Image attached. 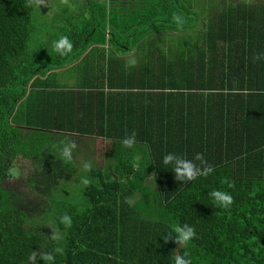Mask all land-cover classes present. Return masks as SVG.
I'll use <instances>...</instances> for the list:
<instances>
[{"label":"trees","instance_id":"obj_1","mask_svg":"<svg viewBox=\"0 0 264 264\" xmlns=\"http://www.w3.org/2000/svg\"><path fill=\"white\" fill-rule=\"evenodd\" d=\"M71 3L53 14L0 0V264H33V251L34 264L44 253L52 264H175L185 253L192 264H264V57L254 59L264 54V0L207 14L198 0ZM61 36L73 44L66 56L53 49ZM99 137L102 151L61 156L64 143ZM169 153H202L215 170L177 181ZM27 162L52 186L62 172L91 181L81 201L45 195L57 239L8 184L7 169ZM212 190L234 203L218 207ZM185 224L197 238L175 244Z\"/></svg>","mask_w":264,"mask_h":264},{"label":"clouds","instance_id":"obj_2","mask_svg":"<svg viewBox=\"0 0 264 264\" xmlns=\"http://www.w3.org/2000/svg\"><path fill=\"white\" fill-rule=\"evenodd\" d=\"M61 3L67 4L68 0H61ZM41 5H47L46 0H27L26 7H40ZM173 20L181 24L183 23V20L179 14L173 13ZM73 44L68 39L67 36H61L58 41L53 42V49L61 56H66L68 53L72 51ZM264 57V54H261L260 56L255 57L254 59H260ZM128 63L131 66H135L136 60L134 58H130ZM136 134L133 132L131 135L126 136L121 143L126 148H132L136 143ZM77 147L76 143L74 141L64 143V146L61 150V156L65 159L70 161L72 159V151ZM194 161H199L200 165L198 166ZM163 163L165 165H173V173L175 174V179L177 181L182 182H188L193 181L197 179V177H207L212 172H214V167L207 163V161L204 158V155L202 153H197L194 157V160H188L186 158L176 156L173 153H169L163 157ZM84 170L90 171L91 170V164L85 163L84 164ZM7 174L10 180H15L20 178V172L16 167H9L7 169ZM82 183L87 186L91 183V181L87 178H82ZM213 201L216 203L218 207L227 209L229 208L233 203L234 199L231 194H229L226 191L222 190H212L208 194ZM61 223H64L66 226L70 227L72 220L71 217L67 214H64L61 218ZM176 235V238L174 239L175 244L179 245H186L190 241H192L194 238H197V233L194 229V227L189 226L187 224L183 226H176L174 228ZM52 239H57L55 235L52 236ZM171 238H164L165 243L168 242V240ZM57 252L62 253L63 249L57 248ZM38 253L33 251L32 254L29 256V260L31 262H35L37 258ZM188 256L187 253H185L184 256L177 255L175 257V264H192V261L190 258H186ZM40 258L45 262V264H52L55 257L52 253H44L40 256Z\"/></svg>","mask_w":264,"mask_h":264},{"label":"rangeland","instance_id":"obj_3","mask_svg":"<svg viewBox=\"0 0 264 264\" xmlns=\"http://www.w3.org/2000/svg\"><path fill=\"white\" fill-rule=\"evenodd\" d=\"M46 0L47 5H43V7H48V12H59L61 7L64 6L61 3V0ZM71 1V9L69 11H72L74 9H79L83 5V0H68ZM90 0H87V3H89ZM231 0H198V2H201L200 4L205 5V8L201 10L202 14H207L213 7L216 5H221L224 2H229ZM86 7V6H85ZM40 7H36L37 11H40L42 13V10L39 9ZM198 11V10H197ZM200 14V13H199ZM77 150L80 148L81 152L76 151V154H72L73 159H82L83 156H85L86 152L90 151H98L103 150L108 147V142H105L103 139L95 140L94 138H85L81 139L80 141H76ZM73 152V151H72ZM24 171L20 172V178L15 180H8V184L10 187L14 190L16 195L18 196L19 203L24 204V207L22 209H26L30 211V215H35V218L38 219V221H42L43 223H46V226L52 231V233L56 236H59L58 228L53 226L52 220H47V217L43 216V212L50 206V203L48 201V196L52 197L54 194H60L59 198H64L72 201H81V190L84 184L82 183V179L75 180L74 178L78 177L76 176V173L73 174L70 173L64 174L62 172L63 176L60 177L62 181L57 182V186H52L50 182L47 180V174H43L41 171H37L34 169L32 165L25 163L24 164ZM47 173V172H45ZM35 177V180L37 176H39V179L37 181L36 186H31L29 184V177ZM68 178V179H65ZM74 179V180H71ZM67 180V181H66ZM48 198H46L45 197ZM39 199V200H38ZM22 206V205H21ZM34 225L37 227L36 221H34Z\"/></svg>","mask_w":264,"mask_h":264},{"label":"flooded vegetation","instance_id":"obj_4","mask_svg":"<svg viewBox=\"0 0 264 264\" xmlns=\"http://www.w3.org/2000/svg\"><path fill=\"white\" fill-rule=\"evenodd\" d=\"M51 1H54V0H51ZM51 1H50V2H51ZM84 1H85V0H83V1H81V2H84Z\"/></svg>","mask_w":264,"mask_h":264},{"label":"crops","instance_id":"obj_5","mask_svg":"<svg viewBox=\"0 0 264 264\" xmlns=\"http://www.w3.org/2000/svg\"><path fill=\"white\" fill-rule=\"evenodd\" d=\"M99 139H102V138H100V137H99V138H97V140H99Z\"/></svg>","mask_w":264,"mask_h":264}]
</instances>
